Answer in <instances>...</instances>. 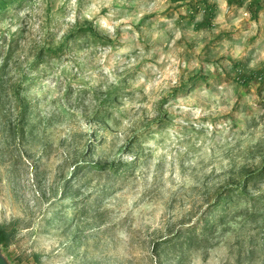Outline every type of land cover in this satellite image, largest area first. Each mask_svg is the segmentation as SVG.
I'll use <instances>...</instances> for the list:
<instances>
[{
    "label": "rangeland",
    "instance_id": "1",
    "mask_svg": "<svg viewBox=\"0 0 264 264\" xmlns=\"http://www.w3.org/2000/svg\"><path fill=\"white\" fill-rule=\"evenodd\" d=\"M261 170L264 0H23L0 14L10 264H264ZM244 181L219 219L218 197Z\"/></svg>",
    "mask_w": 264,
    "mask_h": 264
},
{
    "label": "trees",
    "instance_id": "2",
    "mask_svg": "<svg viewBox=\"0 0 264 264\" xmlns=\"http://www.w3.org/2000/svg\"><path fill=\"white\" fill-rule=\"evenodd\" d=\"M23 0H0V14H2L5 10L9 9L11 5H19ZM79 32L89 35L92 34L95 36L94 30L91 28L90 25L80 27ZM48 53H55L53 50L48 49ZM128 164L124 162V164L121 166H116L115 168L113 167L112 173H120L123 171ZM264 177V170H261L259 172H256L251 178L249 179H255L257 181H260ZM240 185V184H239ZM246 190V182L244 181L241 186H236L235 189L233 190L232 188H227L225 192H223L218 198L223 200V209L222 213L220 214V217H223L224 215V207L227 203H230L236 196H245V191ZM220 202L217 200V203L214 205V209L219 206ZM213 224L215 225V221L212 218L206 217L203 222L200 225H194L193 227L185 228V229H180L175 235V238H181L185 232L189 233L191 236L197 229H202L204 230H209L212 228ZM10 232L7 231L3 226H0V247L1 250L4 249V246L6 245L9 237H10ZM174 235V234H173ZM172 235V236H173ZM37 264V263H36Z\"/></svg>",
    "mask_w": 264,
    "mask_h": 264
},
{
    "label": "water",
    "instance_id": "3",
    "mask_svg": "<svg viewBox=\"0 0 264 264\" xmlns=\"http://www.w3.org/2000/svg\"><path fill=\"white\" fill-rule=\"evenodd\" d=\"M0 264H10L8 260L5 258V256L3 255L1 247H0Z\"/></svg>",
    "mask_w": 264,
    "mask_h": 264
}]
</instances>
